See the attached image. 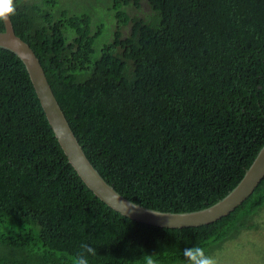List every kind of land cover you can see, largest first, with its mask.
<instances>
[{
    "label": "trees",
    "instance_id": "trees-1",
    "mask_svg": "<svg viewBox=\"0 0 264 264\" xmlns=\"http://www.w3.org/2000/svg\"><path fill=\"white\" fill-rule=\"evenodd\" d=\"M85 1L13 0L9 17L89 161L151 209L223 198L264 143V0ZM194 248L264 264V176L207 224L122 215L68 162L23 62L0 47V264H192Z\"/></svg>",
    "mask_w": 264,
    "mask_h": 264
},
{
    "label": "water",
    "instance_id": "water-1",
    "mask_svg": "<svg viewBox=\"0 0 264 264\" xmlns=\"http://www.w3.org/2000/svg\"><path fill=\"white\" fill-rule=\"evenodd\" d=\"M0 47L15 53L23 62L46 119L68 162L86 186L103 202L131 219L161 227H193L227 215L256 188L264 176V143L239 182L214 204L189 212L159 211L137 204L117 192L99 174L75 137L43 67L31 47L14 32L10 17L3 18Z\"/></svg>",
    "mask_w": 264,
    "mask_h": 264
},
{
    "label": "clouds",
    "instance_id": "clouds-1",
    "mask_svg": "<svg viewBox=\"0 0 264 264\" xmlns=\"http://www.w3.org/2000/svg\"><path fill=\"white\" fill-rule=\"evenodd\" d=\"M15 13V5L13 0H0V19L6 18L9 15ZM87 253H91L93 250L91 247L85 245ZM185 256L189 257L192 264H212L210 257L205 256L203 251L199 248L185 249ZM76 264H89L88 257L84 253L78 254L76 258Z\"/></svg>",
    "mask_w": 264,
    "mask_h": 264
},
{
    "label": "rangeland",
    "instance_id": "rangeland-1",
    "mask_svg": "<svg viewBox=\"0 0 264 264\" xmlns=\"http://www.w3.org/2000/svg\"><path fill=\"white\" fill-rule=\"evenodd\" d=\"M74 1H76L75 3L76 4H78L79 6H86V5H88L87 3L89 2V1H85V0H74ZM247 236H251V237H253L254 236V234H246ZM246 235H243L242 237H243V239H242V241L244 242L246 239H247V236Z\"/></svg>",
    "mask_w": 264,
    "mask_h": 264
}]
</instances>
